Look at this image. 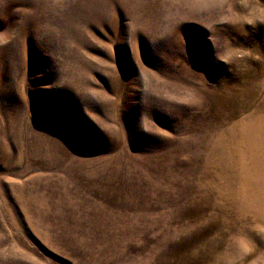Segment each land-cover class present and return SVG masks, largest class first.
<instances>
[{
  "label": "rangeland",
  "instance_id": "374dc122",
  "mask_svg": "<svg viewBox=\"0 0 264 264\" xmlns=\"http://www.w3.org/2000/svg\"><path fill=\"white\" fill-rule=\"evenodd\" d=\"M237 3L0 0V264H208L264 209Z\"/></svg>",
  "mask_w": 264,
  "mask_h": 264
},
{
  "label": "clouds",
  "instance_id": "9594fccd",
  "mask_svg": "<svg viewBox=\"0 0 264 264\" xmlns=\"http://www.w3.org/2000/svg\"><path fill=\"white\" fill-rule=\"evenodd\" d=\"M236 5L243 9L237 17L243 25H264V0H256L254 5L249 0H238ZM223 231V245L211 256L208 264H264V249L258 248L253 239L264 243V209L256 214L240 211L233 229ZM219 239L220 234L214 233L213 240ZM145 264H152V261Z\"/></svg>",
  "mask_w": 264,
  "mask_h": 264
}]
</instances>
